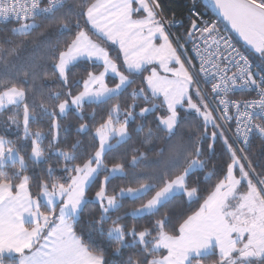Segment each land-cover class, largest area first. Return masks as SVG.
<instances>
[{
  "label": "snow or ice",
  "instance_id": "snow-or-ice-1",
  "mask_svg": "<svg viewBox=\"0 0 264 264\" xmlns=\"http://www.w3.org/2000/svg\"><path fill=\"white\" fill-rule=\"evenodd\" d=\"M207 4L246 51L197 0H0V264H264V0Z\"/></svg>",
  "mask_w": 264,
  "mask_h": 264
},
{
  "label": "trees",
  "instance_id": "trees-1",
  "mask_svg": "<svg viewBox=\"0 0 264 264\" xmlns=\"http://www.w3.org/2000/svg\"><path fill=\"white\" fill-rule=\"evenodd\" d=\"M161 3L163 4L164 8H165V12L167 15H171L172 13H176L178 18H185V22H186V13H187V9H188V2L187 0H161ZM0 27H3V25H0ZM224 29L226 30V32L232 37V39L234 40V42L237 44V46L239 48H241V50H244L239 43L235 40V38L231 35V33L227 30V28L225 27V25H223ZM174 31H181L180 28L178 29H174ZM255 63V61H254ZM257 70H260L259 68ZM130 91V90H129ZM63 123L65 124H70V123H74V117L69 116L67 120H64ZM36 127H42L46 130L47 128V122H40L39 125L34 126L33 131L36 130ZM0 133H3L5 135H7L9 138H14L13 134L11 131L4 133L3 129L0 128ZM254 151H259V142L256 141L254 142ZM209 167H211V164L209 165ZM180 201L177 200L175 202L174 205H172V207H175L176 205H179ZM197 207V205L193 204L191 206V209H189L186 206H181V210L183 211H191L194 210Z\"/></svg>",
  "mask_w": 264,
  "mask_h": 264
},
{
  "label": "built area",
  "instance_id": "built-area-1",
  "mask_svg": "<svg viewBox=\"0 0 264 264\" xmlns=\"http://www.w3.org/2000/svg\"><path fill=\"white\" fill-rule=\"evenodd\" d=\"M187 2H188V5H189L190 0H187ZM197 4H198V9H197V10H198L199 12L203 13V16H204L205 18L211 16L212 19L217 20L218 23H219V25H220V27H221V30H222L223 32L227 33L226 30H225L224 27H223V23L221 22L220 18L215 14L214 10H213L210 6H208V4H207V0H197ZM187 12H188V9H187ZM186 16H187V13H186ZM186 16H185V17H186ZM0 25H2V24H0ZM178 28H179V26H177V27L174 28V29H178ZM227 34H228V33H227ZM228 35H229V34H228ZM229 37L232 39V37H231L230 35H229ZM232 41H233V43L237 46V44L234 42L233 39H232ZM237 47H238V46H237ZM238 48H239V47H238ZM237 95H239V93H237Z\"/></svg>",
  "mask_w": 264,
  "mask_h": 264
},
{
  "label": "water",
  "instance_id": "water-1",
  "mask_svg": "<svg viewBox=\"0 0 264 264\" xmlns=\"http://www.w3.org/2000/svg\"><path fill=\"white\" fill-rule=\"evenodd\" d=\"M214 10V9H213ZM215 12V10H214ZM216 14V13H215ZM217 15V14H216ZM218 16V15H217ZM220 18V17H219ZM221 22L223 23V25H225V27L227 28V30L231 33V35L235 38V40L239 43V45L246 51V49L244 48L243 42L239 39V37L233 33L231 31V29L227 26V24L222 20V18H220Z\"/></svg>",
  "mask_w": 264,
  "mask_h": 264
}]
</instances>
